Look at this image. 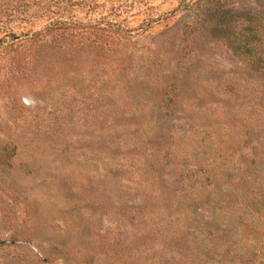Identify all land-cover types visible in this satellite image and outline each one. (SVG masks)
I'll use <instances>...</instances> for the list:
<instances>
[{"label": "rangeland", "instance_id": "374dc122", "mask_svg": "<svg viewBox=\"0 0 264 264\" xmlns=\"http://www.w3.org/2000/svg\"><path fill=\"white\" fill-rule=\"evenodd\" d=\"M188 2L0 0V264H264V0Z\"/></svg>", "mask_w": 264, "mask_h": 264}, {"label": "trees", "instance_id": "16d2710c", "mask_svg": "<svg viewBox=\"0 0 264 264\" xmlns=\"http://www.w3.org/2000/svg\"><path fill=\"white\" fill-rule=\"evenodd\" d=\"M181 5H184L183 7H188L189 2L188 0H181ZM239 26V25H238ZM241 25L238 29V27H235L234 35H231L232 37V49L235 54L238 52H245L248 57H251L253 66H259L258 69L261 70V72H264V59H261L258 53L257 49V40L250 39L246 36L245 32L241 31ZM243 29V28H242ZM264 74V73H263ZM264 76V75H263Z\"/></svg>", "mask_w": 264, "mask_h": 264}]
</instances>
